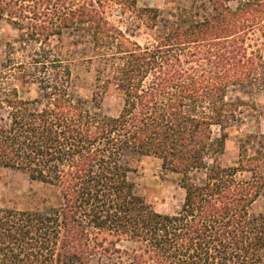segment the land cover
Masks as SVG:
<instances>
[{"label":"trees","instance_id":"trees-1","mask_svg":"<svg viewBox=\"0 0 264 264\" xmlns=\"http://www.w3.org/2000/svg\"><path fill=\"white\" fill-rule=\"evenodd\" d=\"M199 1L169 19L144 9L150 27L161 20L163 30L156 45L143 47L107 18L110 4L133 8L136 0H0V21L9 11L23 30L18 20L28 6L40 21L28 31L40 49L17 66L22 84L40 94L24 100L14 87L0 100L7 113L0 171L55 186L62 200L51 212L0 208V264H122V255L132 264H264V215L249 213L264 181L253 169L250 181H238V168L217 162L244 105L227 94L255 80L245 35L264 24V0L235 8L231 0H207L204 17ZM65 31L91 38L101 88L124 99L117 117L71 96V66L47 47ZM93 99L98 107L97 93ZM134 156L155 157L180 177V212L159 213L137 194L128 177ZM240 158L241 166L243 152ZM123 240L135 248H117Z\"/></svg>","mask_w":264,"mask_h":264},{"label":"rangeland","instance_id":"rangeland-1","mask_svg":"<svg viewBox=\"0 0 264 264\" xmlns=\"http://www.w3.org/2000/svg\"><path fill=\"white\" fill-rule=\"evenodd\" d=\"M240 1L231 0L229 5L235 8ZM192 2L193 0H136L133 8L112 3L107 8V18L132 42L143 47L153 46L157 44L158 36L162 33L163 23L159 20L157 28L152 29L151 22L147 20L143 10L159 9L164 19H169L171 12H177L180 8H190ZM28 5V2L24 4V6ZM25 8L18 20L23 30H18L13 24L14 19L7 17L9 11L5 12V19L0 21V100H3L14 87L18 89L20 98L24 100L38 98L40 94L37 86L31 83L22 84L19 77L20 70L17 67L22 63L29 64L34 52L40 49L39 44L28 40L32 25L40 21L34 19L35 16L31 14L32 9L29 6ZM198 10L201 17L208 15L211 12L208 1H199ZM41 19L45 20L43 17ZM244 46L249 54H253L258 68L253 76L255 80L246 83L244 87L231 88L227 94L228 100H241L244 105L241 109L240 121L228 130L229 138L225 151L217 156V162L223 167L238 168L236 174L238 181H250L253 177L250 170L253 169L255 170L253 172L262 178L260 179L262 182L264 181L262 162L264 158V24L255 26L245 35ZM47 47L71 66L70 94L74 99L83 100L86 107L93 112L110 117H117L120 114L124 99L113 88L108 91L101 88L100 84L103 81L97 80L99 59L87 34L65 31L61 37H52ZM6 63L8 66L12 65L10 70L4 67ZM95 93L98 94L100 103L98 107L93 99ZM1 116H7L3 109H0ZM213 132L218 136L220 128L213 127ZM242 152L245 160L240 166ZM252 158H257L261 162H246ZM128 163L131 168L129 180L135 183L137 194L142 196L146 203L162 214L176 215L180 212L185 191L179 185L180 177L177 174L164 171L161 161L155 157L134 156L128 159ZM256 165L259 166L258 169ZM258 186L260 196L249 208V213L253 216L264 215V186L261 184ZM61 201L55 186L33 181L21 172L8 169L0 171V208L51 212L61 207ZM103 237L116 244V239L106 233ZM116 246L129 252L135 248L134 243L126 240L117 243ZM121 261L122 264H132L131 259L125 255H122Z\"/></svg>","mask_w":264,"mask_h":264}]
</instances>
